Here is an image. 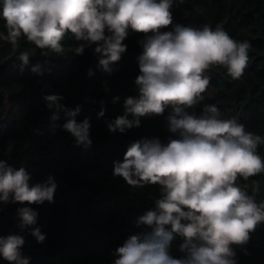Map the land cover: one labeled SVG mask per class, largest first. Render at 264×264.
I'll return each mask as SVG.
<instances>
[{"label": "clouds", "instance_id": "9594fccd", "mask_svg": "<svg viewBox=\"0 0 264 264\" xmlns=\"http://www.w3.org/2000/svg\"><path fill=\"white\" fill-rule=\"evenodd\" d=\"M184 3V0H178ZM174 0H0V18L7 35L0 38L20 48L24 39L41 54L63 55L64 37L71 33L80 43L72 51L83 55L95 45L94 54L103 71H115L110 65L127 51L123 41L131 29L143 35L138 41L139 74L135 78L138 96L124 100V113L107 123L110 133H125L140 127L141 118L167 116V143L159 138H141L129 144L123 161H114L113 176L127 185H156L160 195L155 207L136 221L147 231L130 235L114 251V264H237L233 246H243L262 223L264 202L258 203L253 185L250 195L239 179L247 181L264 173V158L258 147L264 137L246 130L235 118L224 119L215 104H204L211 84L209 72L223 67L233 80L243 77L250 64L248 40L238 41L221 26L215 29L173 25ZM171 26L172 30H165ZM29 50L17 57L22 67L29 64ZM32 72L42 75L37 64ZM88 75H93L91 69ZM51 111L50 130L58 127L61 114L66 118L63 130L74 137L76 146L91 147L88 118L77 122L81 111L61 103L59 95H45ZM116 97L114 102L118 101ZM103 106V101H101ZM104 116V109L98 114ZM131 117V119L129 118ZM24 167L18 170L0 159V204L42 205L52 203L57 184L50 175L43 183H30ZM39 213L30 206L17 210L18 228L37 223ZM38 243L46 239L39 227L30 233ZM180 237L174 258L171 247ZM23 236L0 235V258L8 264H29L21 248Z\"/></svg>", "mask_w": 264, "mask_h": 264}, {"label": "trees", "instance_id": "16d2710c", "mask_svg": "<svg viewBox=\"0 0 264 264\" xmlns=\"http://www.w3.org/2000/svg\"><path fill=\"white\" fill-rule=\"evenodd\" d=\"M171 12L173 25L207 24L213 29L219 25L234 39L251 43L250 64L243 77L233 80L223 67L212 68L204 102L190 111L199 114L204 104H215L222 118H235L246 130L264 137V0H184L182 4L174 0ZM0 34L7 35L2 18ZM141 39L142 34L128 30L123 41L127 51L118 63L110 65L115 71L109 75L98 63L95 45L86 48L83 55H75L72 49L80 42L71 33L62 41L65 53L47 57L24 39L13 51L12 45L0 38V159L17 170L24 167L31 184L43 183L50 175L57 184L52 203L10 202L0 208V235L23 236L25 244L20 251L29 264H114L117 257L113 253L118 246L130 235L149 230L137 226L136 221L155 207L159 186H129L113 176V166L114 161H123L127 147L137 139L159 138L167 143L171 109L163 115L142 117L140 127L123 134L107 129L108 122L123 115L124 100L138 96L135 78L139 74ZM24 50L32 55L29 64L22 67L17 57ZM37 64L42 75L32 72ZM45 95L62 96L61 103L70 109L81 107L76 120L89 119L90 148L76 146L74 137L63 130V114L55 131L50 130L51 111ZM116 97L119 100L114 102ZM102 107L104 116L99 117ZM257 151L264 158V145ZM238 183L246 186L250 195L253 185H258L255 198L258 203L264 202V173L247 181L241 178ZM25 206L39 215L35 225L21 231L17 210ZM35 227L45 234L43 243L30 234ZM181 243L180 237L172 243L174 258L183 255L179 251ZM233 248L237 264H264V223L251 233L245 245ZM0 264L8 262L0 258Z\"/></svg>", "mask_w": 264, "mask_h": 264}, {"label": "rangeland", "instance_id": "374dc122", "mask_svg": "<svg viewBox=\"0 0 264 264\" xmlns=\"http://www.w3.org/2000/svg\"><path fill=\"white\" fill-rule=\"evenodd\" d=\"M31 155H32V154H30V156H29V157H31ZM24 163H25V162H21V164H22V165H23Z\"/></svg>", "mask_w": 264, "mask_h": 264}, {"label": "built area", "instance_id": "2783aa9c", "mask_svg": "<svg viewBox=\"0 0 264 264\" xmlns=\"http://www.w3.org/2000/svg\"><path fill=\"white\" fill-rule=\"evenodd\" d=\"M9 203H10V202H9ZM7 204H8V203H7ZM4 205H6V204H2L0 208H2V206H4Z\"/></svg>", "mask_w": 264, "mask_h": 264}]
</instances>
